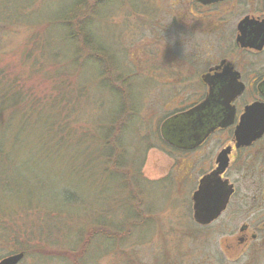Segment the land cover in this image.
<instances>
[{
  "label": "rangeland",
  "instance_id": "obj_1",
  "mask_svg": "<svg viewBox=\"0 0 264 264\" xmlns=\"http://www.w3.org/2000/svg\"><path fill=\"white\" fill-rule=\"evenodd\" d=\"M69 3L70 0H0V66L6 67L8 76H19L20 86L34 90L37 108L36 114L30 113L32 119L28 120L33 128L20 130L18 124V131L15 126L10 130L21 131L23 135L18 137L20 142L12 151L9 170L14 177H7L9 192L3 182L0 183V225L5 227L0 228V259L25 245L29 252L18 264H136L140 255L143 260H150L154 255L155 261L167 250L171 251L167 255H180L182 249L188 247V239L192 250L199 252L200 249L210 254L215 248L213 243L228 236L224 234L228 229L223 225H240L246 217L240 218L243 212L237 213L238 209L234 208L212 226L201 228L189 224L186 209L193 205L191 197L199 178L215 166L217 154L230 144L231 133H216L202 147L186 151L161 145L159 137L166 116L174 113L176 108L197 101L199 95L196 93L204 89L199 79L206 68L190 70L192 61L187 55L199 49L208 50L210 61L219 60L224 54L230 58L234 42L229 30L222 31L221 36L220 33L205 35L203 41L202 36L198 42L192 40V35L197 33L185 15L194 7L185 5V0H139L137 10L131 1L106 7L97 26H93V32L110 48L119 67L132 78L131 90L141 107L135 119L136 129L131 127L121 138L123 144L118 154L123 160L120 159L115 166L121 169L120 174L115 173V167L107 163L105 157L93 153L97 145H103L102 132L108 128L114 114L110 107H115L117 99L103 85L105 77L97 68V61L83 68L79 63L84 56H75L78 66L76 70L70 68L74 67L70 63L72 54L69 56L72 47L62 37L61 23L55 22L58 12L63 13ZM47 33L56 38L51 48H61L64 55L61 53L56 62L45 63L47 75H42L41 71H35L37 68L26 66L27 62H34L28 60L27 54L35 49L36 41V49L41 48ZM35 35L38 38L35 39ZM39 52L40 49L35 50L36 58ZM54 76L69 79L73 84L69 92L75 95L72 97L74 102L67 107L65 104L61 106L70 111L71 128L77 129L72 133L73 144L69 148L75 151L77 166L88 159L91 164L94 162V177L73 174V164L66 160V153L61 154L55 144L49 142L51 136L56 135L59 139L58 131L64 128L56 125L61 123L64 114L56 120V111L46 106L54 95H51L55 88ZM251 93H248L249 97ZM42 115L52 117H48V125L43 120L38 121L43 119ZM96 118L100 119L96 121ZM37 127L40 133L47 135L41 142L35 137L40 134H36ZM81 137L84 142L78 141ZM149 141L152 146L160 147L148 148ZM250 151L256 156L255 161L247 159L245 154L249 151H242L226 173L241 194L264 187V138ZM66 155L70 156V153ZM102 171L109 177H123V185L126 182L127 185L121 186L119 180V185L109 181L108 177H103ZM2 179L0 177V181ZM71 188L81 195L83 201L64 205L63 196ZM115 194L119 198L125 197L124 202L131 199L129 203L125 202L126 206L114 207L116 213L111 207L117 200L110 201ZM136 203L140 208L135 207L138 210L135 220L141 222L142 216L146 215L147 221L152 222L139 231L137 223L123 225L125 217L133 213L130 205ZM102 212L101 216L107 222L122 225L125 234H118L115 241L104 239L105 236L91 240L89 235L93 236L95 232L88 233V229L94 226L90 222L81 235V243L76 245L77 227L83 224L82 221L90 220L93 213L97 214L94 218L101 219ZM32 220L36 225L30 223ZM53 224L61 231L52 228ZM11 229L27 230L29 235L24 234L25 231L10 235ZM4 233L8 235L3 237ZM64 251L68 252L64 254Z\"/></svg>",
  "mask_w": 264,
  "mask_h": 264
},
{
  "label": "flooded vegetation",
  "instance_id": "obj_2",
  "mask_svg": "<svg viewBox=\"0 0 264 264\" xmlns=\"http://www.w3.org/2000/svg\"><path fill=\"white\" fill-rule=\"evenodd\" d=\"M186 3L189 7H194L187 11L185 15V18L193 24V29L197 33L192 35V40L198 42L203 38V41L205 35L215 33H220L221 36V32L228 29V33L231 34L234 42L231 50L233 53H230V58L224 54L221 59L214 61L208 60L210 57L208 50L200 51L198 49L187 55L189 61H192L190 70L206 68L199 79L204 89L196 93V95H199L197 101L188 106H183L184 108H176V111H173L174 113L163 123L161 135L164 141L171 145V148L186 151L202 147L216 133H231L230 144L225 146L232 147L229 155L230 162L221 178L226 180L228 184H232L234 191L228 197L225 207L222 208L226 190L222 188L217 191V194H212V198L205 205L198 208L201 213L199 216H196L193 201V195L200 187L201 180L217 168L218 153L215 157V166L199 178L197 188L191 197L193 205L191 207L189 205L186 211L188 212L189 224L192 223L193 226L201 228L212 226L223 214L234 208L238 209L237 213L243 212L240 218H246L245 222L240 225L239 223L223 225L224 228L228 229L224 233L228 236L219 238L217 241L214 239L213 246L215 245V248L212 249L210 254H206L200 249L199 252L192 250L191 243H189L190 239H188L189 245L184 248V251L182 249L180 255H167L171 253L170 250H167V253H162L161 258L159 257L160 259L157 261L154 260V255L150 257L152 258L150 260L148 258L143 260L142 255H140L137 264H264V187H257L247 194L243 192L241 194L236 184L226 176L234 158L239 156L242 151H249L245 154L247 159L255 161L256 156H253L250 150L254 149L258 142L264 138L263 136L250 146L236 147L235 130L240 123L246 106L256 101L264 103V0H217L209 3H203L199 0H185V5ZM244 20H253L257 24H244L242 26L245 34L243 39L240 24ZM192 32L191 30L190 33ZM222 51V53H227V50ZM225 68H232L234 71L239 72V80L245 85L244 92L237 96L231 104L233 117L232 122L227 125L223 124L225 109L220 103L222 97L217 93L218 88L222 84H227L228 81L227 75L222 78L219 77L220 74H223ZM211 84H215V94L212 97L211 105L195 115L183 118L185 111L209 96ZM250 91L252 93L249 97L248 93ZM170 120L171 122L167 124ZM208 131V136L195 146L196 134H206ZM176 160L178 162L179 159ZM214 206H219L220 212L216 217L211 218L208 213ZM148 223L151 224L152 222L149 221ZM139 224L143 226L144 222L141 221ZM187 226L191 228V225ZM200 234H197V237H202ZM202 239L206 240L205 238Z\"/></svg>",
  "mask_w": 264,
  "mask_h": 264
},
{
  "label": "trees",
  "instance_id": "obj_3",
  "mask_svg": "<svg viewBox=\"0 0 264 264\" xmlns=\"http://www.w3.org/2000/svg\"><path fill=\"white\" fill-rule=\"evenodd\" d=\"M131 1L132 7H136L135 10L138 9L139 0H70L69 5L65 9L63 13L60 11L58 12L56 16V23H61V31H62V37L65 40V42L72 47V51H70L69 56L72 54V57L70 59V63L74 67H70L72 70H76L78 66V59L77 57L74 59L75 56L81 57V55L84 56V60L79 63L80 65H83V68L87 66L90 63H93L94 60L96 62L97 68H99L101 71V75L104 78L103 85L107 87V89L113 94V97L115 100L117 99V103L115 101V107L111 106L110 111L112 112V117L110 121L107 124V129H105L104 132H102L103 138V145L102 147L98 146L93 151V153L96 156H103L108 161L107 163H111L114 167L120 163V159L123 160L121 155L119 156L118 150L121 148L123 141H122V135L125 133V131L129 130L131 127L136 126L135 119L139 116V103L135 99L134 91L131 90V87L133 86V83L131 82L132 78L126 75V71L123 68H120L117 64L116 57H114V54L110 53V48L108 46H105L97 37V35L93 32V26H97V21L99 17H102L104 10L109 5H118L123 2H129ZM137 1V2H136ZM103 19H99V21H102ZM45 35V34H44ZM51 35V34H50ZM47 33V36L44 38V42L41 46V48H37L38 42L36 41V47L32 51H29L27 54L28 60H34L33 63L28 64L26 63V66H30L31 69L37 68L35 71H41L42 75H47L45 71V66L47 62H56L59 59V56L62 53V56L64 55L63 51H61V48H51L55 44V39L52 35L51 37ZM35 39L38 38V35L34 36ZM40 52L36 58L35 56V50H39ZM59 51V52H58ZM61 51V52H60ZM73 52V53H72ZM46 58V59H45ZM83 59V58H82ZM81 59V60H82ZM118 60V59H117ZM77 62V63H76ZM120 63V62H119ZM122 64V63H121ZM85 65V66H84ZM38 66V67H37ZM34 71V72H35ZM55 77V76H54ZM56 81H54L55 88L51 91L54 93L52 95V100L49 102L46 106H50L49 108L53 111H56V120L59 117H62L64 114L63 120L61 123H57L59 127H64L62 129H58V137L59 139H56L55 136H51L49 139V142L55 144V147L61 151V154H69L70 156H66V160H69L73 164L72 170L74 173H80L82 174V177H94L96 176L94 170L92 169V163L91 160L88 159L85 162L80 163L78 166L75 162V154L71 148L72 147V138L74 132L77 131V129L71 128V122H69L71 113L70 111H67L66 107L68 105H71L73 100V95L69 91V87L73 84L69 81V79H62L60 77H55ZM19 76L10 77L8 76V71L6 70V67L0 66V177H3V179L0 181V183L3 182V185L5 187V190L9 186V179L7 177H14L13 173L9 170L10 165L13 161L12 158V151H15L17 148L15 144H18L20 141H18V137L22 136L20 132H12V127H16L19 124V129L22 130L24 128H33L34 126L32 123H30L28 120L31 114H36L37 108L35 104V98L33 97V93L35 94L34 90L27 89L26 86L21 85L18 83ZM18 84V85H17ZM110 93V94H111ZM111 94V95H112ZM65 104V108L63 106ZM31 113V114H30ZM173 114V113H172ZM172 114H169L166 116V119H168ZM137 115V116H136ZM49 118H52L51 116L42 115L43 119H40L38 121L43 120L42 122L46 125H48ZM100 118H104L103 116H100ZM100 118H96V121H98ZM165 119V120H166ZM67 122V123H66ZM44 125V126H46ZM42 128V125L41 127ZM39 128L36 129V134L39 132ZM133 129H136L134 127ZM18 131V130H17ZM35 131V130H34ZM19 133V134H18ZM40 133V132H39ZM84 133V132H83ZM88 133V132H85ZM36 140L40 138L41 140H44L47 138V135L40 133L39 135H35ZM54 137V139H52ZM120 137V139H119ZM149 138V137H147ZM84 139L81 137L79 140ZM160 141L159 143L162 145H168L160 135L159 137ZM56 140V141H55ZM46 141V140H45ZM24 141H22L23 143ZM147 142V141H145ZM148 148L152 147H160V145H154L152 146L151 141L148 142ZM163 145V146H164ZM71 150L73 151L71 153ZM169 153V152H168ZM63 161L65 160V157L62 158ZM106 170V169H105ZM115 173L121 174V169L118 167L114 168ZM90 173V174H89ZM104 173V174H103ZM103 177H108L109 181H112L113 183L119 185L117 182L118 180L121 183V186H126L127 182L123 185L122 179L123 177H109L105 174V171H102ZM102 174H100L102 176ZM117 180H116V179ZM115 179V180H114ZM5 182V183H4ZM131 183H133V180H130ZM2 186V184H1ZM120 186V187H121ZM2 189V188H0ZM9 192V190H8ZM113 199H116L117 202L112 205L111 211L114 207L119 206V204L126 206L127 203L131 201L130 198L126 199L125 202L123 201L124 198H119L117 194H115L110 201H113ZM82 197L79 195L73 188L66 191V194L63 196L62 203L64 205H71L75 204L77 202H82ZM139 207L138 203H136L134 206L130 205V208L133 210V213L131 212L127 217H125L124 224H128L130 226H134L135 223L139 224L137 220H135L136 212L138 210L135 207ZM110 208V207H109ZM128 208V207H127ZM53 210L49 211L51 214ZM114 211V210H113ZM142 212H145L142 211ZM104 212L100 214L101 219L94 218L97 214L93 213L92 218L88 221H82L83 224L79 225L76 229L75 234V241L78 242L76 245L81 243V235L84 234V232L87 230V227L90 222L94 223V226L90 229H88V233L91 234L92 232H95V235H89L91 236V240L94 237L100 236L104 237V239L107 237L110 241H115L116 236L119 234H125L126 231H124V228L122 225L116 226L113 224V222H107L103 216ZM116 213V210L114 211ZM4 214V213H3ZM99 214V213H98ZM142 216V215H141ZM142 221L144 222V225H138V231L142 229H146L149 227L147 221V216H142ZM70 221H66L71 222ZM155 221V220H154ZM30 223L35 224L34 220H32ZM36 225V224H35ZM52 228H54L56 231H61L60 229H56L54 224L51 225ZM136 226V225H135ZM0 228H5L4 225H0ZM130 229V228H129ZM4 231V230H3ZM25 231L27 233V230H19V229H11V233H14L16 235L20 234V232ZM28 234V233H27ZM32 236L34 233H31ZM30 234V235H31ZM101 234V235H99ZM7 233L2 234L3 237L7 236ZM29 235V234H28ZM77 237V238H76ZM106 238V239H107ZM90 240V241H91ZM24 252L27 254L29 252L28 247L23 245L22 248L17 250V252ZM64 251L63 253L65 254ZM72 252V249L70 250ZM13 252L8 253L7 255L14 254ZM6 255V256H7ZM140 259V256H139ZM138 262V261H137ZM137 264V263H136Z\"/></svg>",
  "mask_w": 264,
  "mask_h": 264
},
{
  "label": "water",
  "instance_id": "obj_4",
  "mask_svg": "<svg viewBox=\"0 0 264 264\" xmlns=\"http://www.w3.org/2000/svg\"><path fill=\"white\" fill-rule=\"evenodd\" d=\"M203 3L214 2L217 0H199ZM253 20H244L240 25L242 32V26L244 24H254ZM260 24V23H259ZM262 24V23H261ZM245 34L243 32V39ZM224 75L228 76L227 84H222L217 93L222 97L220 103L224 106L225 109V119L223 124L227 125L232 122L233 117V108L231 107L232 102L235 98L241 95L245 90V85L239 80L240 74L237 71H234L232 68H225L223 74H220L219 77L222 78ZM215 84H211L209 96L199 104L190 108L189 110L183 113V118L190 117L195 115L197 112L206 109L212 103V97L215 94ZM170 121L167 122L170 123ZM166 124V123H165ZM164 124V125H165ZM166 124V125H167ZM209 134V131L206 134H196L195 146L200 144ZM264 136V103L256 101L245 108V112L241 116L240 123L238 124L235 130V141L236 147H246L250 146L253 142L261 139ZM232 147L228 146L223 148L217 156V168L210 174L204 176L201 180V185L198 190L193 195L194 207L196 210V216L201 215L198 208L201 205H205L207 201L212 198V194H217V191L221 188L225 191L224 204L222 208L225 207L228 197L234 191L232 184H228L226 180H223L222 174L226 171L230 162V153ZM209 183V184H208ZM219 206L212 208L209 211L211 218L216 217L219 214ZM25 257L24 252H18L10 254L0 260V264H18Z\"/></svg>",
  "mask_w": 264,
  "mask_h": 264
}]
</instances>
